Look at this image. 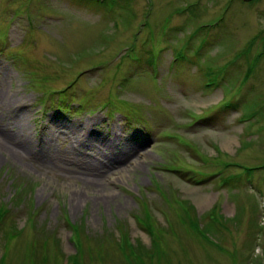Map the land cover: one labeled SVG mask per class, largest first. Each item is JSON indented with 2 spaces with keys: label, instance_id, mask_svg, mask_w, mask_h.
<instances>
[{
  "label": "rangeland",
  "instance_id": "1",
  "mask_svg": "<svg viewBox=\"0 0 264 264\" xmlns=\"http://www.w3.org/2000/svg\"><path fill=\"white\" fill-rule=\"evenodd\" d=\"M2 67L22 102L12 128L31 139L0 127V206L26 225L8 264L42 250L37 228L56 237L47 264H66L77 248L64 218L104 236H83L102 249L95 264H126L120 225L152 245L142 201L165 227L159 264H264V0H0Z\"/></svg>",
  "mask_w": 264,
  "mask_h": 264
},
{
  "label": "trees",
  "instance_id": "2",
  "mask_svg": "<svg viewBox=\"0 0 264 264\" xmlns=\"http://www.w3.org/2000/svg\"><path fill=\"white\" fill-rule=\"evenodd\" d=\"M251 72V68H248ZM72 85V82L70 83ZM60 101L64 102L67 104L68 99H59ZM78 108L75 110V112H78L80 110H88V106H85L84 102H79L78 103ZM231 105L232 107L234 106V103H229L227 104ZM67 106L63 107L60 103L56 105V108L60 109H67ZM123 112L125 114V117L129 119V121H137V122H143L142 118L140 117H131L133 112H129L128 110H124ZM252 115H254V112L248 113V115L245 116L244 119L250 118ZM140 118V119H139ZM180 142L183 143L182 140ZM189 146V143H188ZM228 162L224 164L225 167L230 166ZM173 170H178L177 167L171 168ZM229 180V179H228ZM27 184V183H26ZM25 183L21 181V183H16L15 184V194L13 196V200L16 202L17 198H23V191L26 190L28 187ZM22 203L24 202L23 199H21ZM142 203V209L141 213H136L135 218L137 223L148 233L152 236V242L151 246L146 247L143 246V244L139 242H130L127 234H126V229H124L121 225L119 226L120 234L118 238H116V241L114 243L115 247L118 249L120 252V256L122 257L123 261L126 264H155L156 259H157V264L160 263V261L164 257V250L159 248V243L157 240V235L156 231L159 232V235L162 233V230L164 231L165 227L156 229V226L154 225L153 218L151 217L150 213L146 209V204L144 201ZM215 209V207H214ZM213 209V210H214ZM35 209L30 208V215H34ZM212 211H209V213ZM10 210L6 208L4 205L0 206V234L2 236L1 242H0V264H8L6 262V251H7V246L9 243L13 240L19 237L22 232L25 229V226L18 227L17 225H14L15 220L11 217ZM65 221L68 224V227L72 231V240L74 244L76 245V251L71 254L70 256L67 257V263L66 264H84L83 262V257L87 254L88 259L90 260L87 264H95L94 261L96 260H102L104 261V254L102 253V249H97L96 251L93 249V247H87L86 249L84 248V237L85 234H83L81 231L82 227L80 225H77L75 223H70L68 219L64 218ZM28 220H31V218H28ZM27 224V223H26ZM6 225V227H4ZM43 227V226H41ZM195 232L200 234V231L203 232L201 228L198 226H193ZM43 230L40 228H37L36 231L34 232L31 241L34 243V248L37 249V245H40L42 247L41 251H35L31 246L27 248V251L25 253V257L23 261L19 264H47L49 257L47 255V249L49 251L51 247V241H53V244L56 243V237H52L50 235H47V233H40ZM84 236V237H83ZM54 239V240H53ZM88 241H92L98 245V247L102 245L104 242L105 238L104 236L100 237H86ZM95 251V253H93ZM39 252L40 255H37L38 259H34V256H36V253ZM57 257L55 256V259ZM57 263V262H56Z\"/></svg>",
  "mask_w": 264,
  "mask_h": 264
},
{
  "label": "bare ground",
  "instance_id": "3",
  "mask_svg": "<svg viewBox=\"0 0 264 264\" xmlns=\"http://www.w3.org/2000/svg\"><path fill=\"white\" fill-rule=\"evenodd\" d=\"M3 68L4 67L1 68L3 74H1V76H0V127L3 128L4 130H6V132L8 133V136H9L8 138L10 140L16 142L21 147L23 146V148H26V147H28V142H31L30 141L31 139H29L25 134L21 133L20 131L14 130L12 127L15 125L11 121L14 118L13 117L14 111H12V110L15 109L16 106L21 105L22 102H19L17 100H13L11 95L8 92H6V90L3 86V80H4V75L8 74V73H6L8 71H6V69H3ZM15 113H17V114L14 116H19L23 112L21 109H19L18 112H15ZM5 143H8V141H5ZM5 146H6V144H5ZM65 152H67V151H65ZM89 164L90 163H88V165Z\"/></svg>",
  "mask_w": 264,
  "mask_h": 264
}]
</instances>
